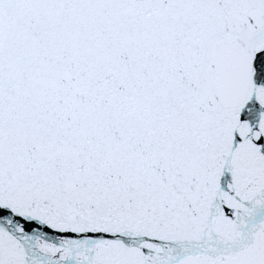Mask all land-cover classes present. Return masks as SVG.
Listing matches in <instances>:
<instances>
[{
  "label": "snow or ice",
  "instance_id": "snow-or-ice-1",
  "mask_svg": "<svg viewBox=\"0 0 264 264\" xmlns=\"http://www.w3.org/2000/svg\"><path fill=\"white\" fill-rule=\"evenodd\" d=\"M0 264H264V0H0Z\"/></svg>",
  "mask_w": 264,
  "mask_h": 264
}]
</instances>
